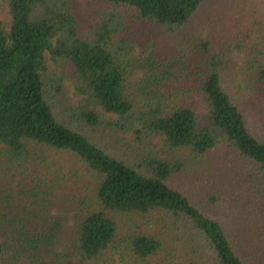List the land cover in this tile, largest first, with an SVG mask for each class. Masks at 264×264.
Returning a JSON list of instances; mask_svg holds the SVG:
<instances>
[{
	"label": "trees",
	"instance_id": "1",
	"mask_svg": "<svg viewBox=\"0 0 264 264\" xmlns=\"http://www.w3.org/2000/svg\"><path fill=\"white\" fill-rule=\"evenodd\" d=\"M95 3L86 20L85 0H8L0 264H117L119 255L122 264H149L162 254L172 264H264L263 248L171 184L184 163L148 147L162 138L198 159L227 147L264 180V137L228 83L239 55L244 88L264 98V0ZM47 55L62 76H51ZM135 72L142 76L130 84ZM67 83L82 101L77 121L58 112ZM109 129L132 131L137 146L123 154L118 143L102 144Z\"/></svg>",
	"mask_w": 264,
	"mask_h": 264
},
{
	"label": "rangeland",
	"instance_id": "2",
	"mask_svg": "<svg viewBox=\"0 0 264 264\" xmlns=\"http://www.w3.org/2000/svg\"><path fill=\"white\" fill-rule=\"evenodd\" d=\"M96 6L95 0H85L84 15L86 20L90 18L91 10ZM11 21L8 0H0V23L5 30H10ZM173 46L177 47L175 44ZM134 55L135 57L142 55L141 49L137 47ZM47 60L51 76H62V66L53 62L49 55H47ZM232 62L235 73L228 83L234 88L232 89L235 93L234 96L244 109L253 132L264 137V98L249 93L244 88L243 82L240 81L238 72L242 65V57L235 55L232 57ZM141 76L140 72H135L128 81L130 84H134ZM65 87L66 94L62 103L61 99L57 100L58 112L67 118H71L73 115L75 117L82 101L75 96L71 83H67ZM97 111L105 122L117 120L115 116L104 114L101 110ZM99 140L102 144L106 143L104 144L106 146L112 142L118 143L123 154L126 153V150H132L137 146L132 131L109 129L99 136ZM148 147L160 158L178 159L184 163V169L171 181L172 185L198 202L211 217L223 221L232 234L239 233L242 239H249L264 249V180L256 165L240 158L227 147H220L202 159L196 158L188 150L171 152L164 146L162 138L150 143ZM2 152L3 148L0 147V153ZM129 156L133 158L130 151ZM211 196L218 197L216 205L205 202ZM175 242L174 249L178 247V257L176 260L175 256L172 258L175 263H180L182 254L185 256V252L180 251V242ZM168 258L162 254L149 264H172ZM114 259L117 264H122L120 255L115 256ZM122 261L125 263L124 260Z\"/></svg>",
	"mask_w": 264,
	"mask_h": 264
}]
</instances>
